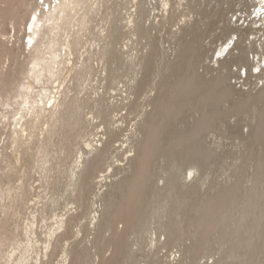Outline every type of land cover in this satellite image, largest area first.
Listing matches in <instances>:
<instances>
[{
  "label": "bare ground",
  "instance_id": "bare-ground-1",
  "mask_svg": "<svg viewBox=\"0 0 264 264\" xmlns=\"http://www.w3.org/2000/svg\"><path fill=\"white\" fill-rule=\"evenodd\" d=\"M105 1L109 0H103V2ZM192 1L189 0L188 5L190 2L192 4ZM227 1L233 2L232 0ZM239 1H243L246 6L249 2L248 0ZM144 2H140L136 14H132L129 18L132 31L134 35H139V38H144L147 35L149 37L150 34L143 22L144 19L141 20L146 11ZM263 3L264 1L260 3L259 12L264 11ZM100 4L101 0L96 2L92 0H60L58 4H50L45 20L44 17L39 18L40 16L30 19L32 33L29 36L28 44H31L32 47L29 62L24 64L25 67L21 71V75L25 76L27 80L31 77L33 84L40 83V85L45 84V82L49 84L52 79L59 80L66 64L63 59L64 55L62 56L56 51L59 42L62 41L61 33L64 30H73V34L70 32L72 35H70L69 40H63L62 51H65V56L69 53L74 54L82 44L83 38L91 32L92 18L90 17L92 16L90 14ZM23 6H26L25 3ZM24 7L23 9H25ZM165 7H169L166 10L168 12L170 10L169 0L165 1ZM218 11L220 12V10ZM195 20L189 19L184 25L179 26L175 32L179 45L175 51V57L166 58L163 70L157 74L156 79L155 77L153 80L151 78V82L149 81V85L147 84V89L157 92L154 91V95H148L146 98V106L150 109L144 108L140 111L142 118L139 122V133L141 136H138L139 138L135 141L136 154L129 158V166L125 170L126 173L124 171L125 175L111 183L108 190L101 195L103 204L101 210H98L100 214L94 216L90 222V225L93 226L90 231L94 233V238L89 241L92 246L79 244L71 249L68 248V250L63 249L64 264H130L132 261L134 263L136 256L132 246L134 241L132 236L138 238L146 231H150L153 219L158 221L156 227L158 226L159 230L157 228V231H161L166 237L162 246L163 244L183 246V252L182 250L181 252L186 256L183 258H188L187 260H190L191 262H188L191 264H200V261L212 251L214 252L215 249L217 250L216 247L218 246H225L221 248L222 254L225 251L223 258L232 264H261L260 259L264 251V152L261 153L258 150L255 153L256 156L246 160L248 163L252 161L253 169H255L251 175L252 183L250 185H245L242 176L239 174L227 184L216 181L209 183L211 187L208 185L210 189L207 192H202L201 187L208 183L211 176L210 172H207L209 170L208 164L214 162L219 156L217 149L207 147V144L205 145L207 142L203 143V139L221 118L223 119L225 116L227 118L228 115H248L253 126L251 139H248L246 144L258 143L263 145L264 85L256 92L238 91L236 85L227 83V78L221 77V74L207 78L205 74L200 73L196 68L195 61L200 55L197 42L200 38L199 32L203 30L205 22L202 19ZM248 27L235 26L230 28L233 33L237 34L239 40L241 39V43L238 41L237 44L239 45L236 44V47L229 51L228 55L235 57L222 61L224 66L235 62V64H242L243 68H248L253 63H250V54L253 55V59L255 54L264 55L262 54L264 51V39L262 41V37L258 40L260 41L259 45L258 41L243 45L249 40V38L243 39V33L248 32V35H254L256 30L261 29ZM123 34L122 26L116 23L108 29L105 35H92L95 40L104 39V41L101 40L104 44L101 43L102 49L100 48V50L102 51L101 53L99 51L100 56L98 55V57L106 62V71L110 73L112 76L111 78L109 75L110 80L112 79L111 81L114 83L117 79L119 80L121 74L119 70L120 68L123 69L122 64H125L123 63L125 60L116 48V43ZM149 39L151 38L149 37ZM155 41L149 42L151 49L154 48L153 52H155V46H158ZM23 47L25 51L26 47ZM227 49L220 53L224 55ZM235 50L238 51L237 54H233ZM153 56L151 51L147 55L144 54L137 64L135 63L138 72L134 68H128L130 66L128 64L125 66L127 69H131L130 71H136L135 75L144 72L145 79H147L149 78ZM2 57H0V61L3 60ZM84 62L69 68L72 75L71 81L74 79L73 81L76 80L82 84L92 75L94 72L92 64H89L88 61ZM217 62L219 63L220 60ZM220 66L223 67L222 64ZM258 67L262 68L260 63ZM13 76V73L0 75V96L5 90L10 94L9 89L12 88L16 90L17 96L21 97L22 100L17 114L20 115L19 121L25 119L24 123L20 121L23 124L21 127L24 128L14 131L13 142L22 148L23 153L34 152L32 158L36 166L35 169L39 168L37 170L40 172L41 170L44 171L42 173L46 174L47 178H50L51 173L59 166V163L57 165L55 161L59 160L60 163L71 162L73 153L76 152H74L75 145L86 131L88 123L86 110L102 118L106 124L112 121L110 118H112L111 109L113 107L108 104L109 101L82 99L80 98V91L79 94H72L75 88L67 84L63 88L61 85L62 90L53 97L50 96L49 87H44V93L41 94L40 100H35L33 98V84L29 80L27 83L21 80L22 82L15 85L17 82L14 83L15 78H11ZM137 79L136 77L137 85L142 87L144 77ZM137 85L135 84V89H139L136 88ZM138 92L140 91L138 90ZM6 95L4 96L6 97ZM237 95L238 97H236ZM9 101V99L6 101V106L12 105ZM227 102L232 104L228 105L229 107L225 106ZM191 111L200 112L199 116H195L185 126H181L182 119ZM45 118L48 119L46 124L44 123ZM42 124L46 126L43 128ZM115 134L114 130L110 131L111 140ZM102 144L104 145L99 147L88 143L90 148L88 156L83 159L80 157L82 161L75 160L76 162L70 166L69 175L73 183L72 193L75 202L83 210L80 215L84 218L91 215L92 207L95 205L91 199V194L96 186V173L100 169L99 163L102 162V153L105 154V150L110 145L107 142ZM100 154L102 156H99ZM159 160L166 163L164 172L168 174L166 179L164 178L166 182L162 186L156 182L155 164ZM192 163L200 173L204 174H202L203 179L200 178L202 181L197 182L201 183L199 185H195V183L190 185L183 181L180 176L184 167ZM54 164L57 166L55 167ZM48 181L50 182V180ZM51 183L55 184L54 182ZM79 216L70 214L65 219H56L57 227L51 231L49 237L53 239L57 235L56 238L59 241L58 239L69 235L73 231V225L78 221ZM119 224H123L122 229L119 228ZM32 226L29 228L31 229ZM61 231L62 233H59ZM109 232L111 235L107 236L106 233ZM51 240L47 242L46 251L51 246ZM153 242L157 244L161 241L156 239ZM188 242L190 243L187 244ZM30 243L24 246L20 243H17L16 246L14 244L15 251H20V259L18 258L17 264L29 263L26 255L27 253L29 255V250L33 247ZM58 244L59 242L54 245V253L61 245ZM110 248L114 249V253L112 256H106V250ZM93 249L101 255V259H95ZM152 263L159 264V260L154 258Z\"/></svg>",
  "mask_w": 264,
  "mask_h": 264
},
{
  "label": "rangeland",
  "instance_id": "rangeland-1",
  "mask_svg": "<svg viewBox=\"0 0 264 264\" xmlns=\"http://www.w3.org/2000/svg\"><path fill=\"white\" fill-rule=\"evenodd\" d=\"M15 1L0 0V57L3 55V60L0 61V75L13 73L14 76L11 78H15L14 83L17 82L15 83L16 85L22 81L26 83L28 80L31 83L33 82L31 77L27 80L25 76L21 75V71L24 70L25 65L29 62L28 59L32 47L31 44H28L30 40L29 36L32 33L30 30V19L40 16L39 18L44 17L45 20V15L47 16L50 4H58L60 0H50L48 2L43 0L42 3L41 0ZM92 1L96 2L98 0ZM165 1L166 0H109L103 2V0H101V4L97 5L98 7L96 6L98 9L96 8V10L90 14V16H92L90 17L92 18L90 28L93 33L89 32V34L83 38L82 44L78 50L74 52V54L69 53L71 56H69V54L65 56V51H62V44L64 43L63 40H69L70 35L73 34V30H64L65 33H67L65 34L64 31L61 33L62 41L59 42L56 51L61 53L62 56L64 55L63 59L66 61L64 66L65 71L63 70V74L59 79L60 81L52 79V82H49V84L45 82V84H41L42 86L40 83H32L33 98H35V100H40L41 94L44 93V87H49L50 96L53 97L67 84L75 88L72 94H79L80 91V98L90 99L92 101H109L108 104H111L113 108L111 109L112 118H110L112 121H110L111 123L109 124H106L102 118L86 110V118L88 119L86 131L75 145L74 152H76L73 153V157L70 160L71 162L67 161L60 163L58 162L59 160L55 161L57 165L59 163V166L53 171L54 173L52 172L53 174L51 173L50 178H47L46 174H43L44 171L41 170L40 172L37 170L39 168L35 169L36 166L32 158L34 152L30 151L28 153H23L22 148L13 142L15 136L14 131L24 128L21 126H23L22 123L25 122V119H20V121H22L21 123L18 120L20 115L18 116L17 114L19 113L20 103H22L21 97L17 96L16 90L12 88L9 89L11 92L10 94L5 90L3 95L0 96V264H17L19 262L20 251L16 252L14 248V244L16 246L17 243L23 246L30 242L32 243L33 247L30 248L29 255L28 253L26 255L28 258L27 261L29 260L28 264H64L63 257L65 254L63 249L68 250V248L71 249L73 246L79 244L81 246H92L89 242L94 238V233L90 231V228H93V226L90 225L91 219L100 214L98 210H101V205L103 204L101 195L108 190L111 183L125 175V170H127L129 166V158L134 157L136 154V149L134 148L135 141L141 136V133H139V122L142 118L140 116V111L144 108L150 109L146 106V98L148 95H154V93L157 92L156 90H154V92L147 89V84L149 85L151 78L152 80L154 77L156 79L157 74L163 70L164 60L166 58L175 57V51L179 48L175 32L179 29L180 25H184L189 19H202L205 22L203 30L199 32L200 38L197 42V47L199 48L198 53H200V55L199 57L197 56V60L195 61L196 68L200 73L205 74L207 78L220 76L221 74V77L227 78V83H231L232 85L235 84L238 91L256 92L264 85V55L259 54V56L255 54L256 56L253 59V55L250 54V63H253L251 66H248V68H243L242 64H235V62L229 63L226 66L221 63L222 61L224 62L225 59L227 60L231 57H235L234 55H228V53L236 47L238 41L241 43V39L239 40L237 34L232 32L230 29L231 27L243 26V28H246L249 26L248 28H261L259 31H255L257 35L255 33L254 35H248V32H245L246 34L243 33V39L249 38L243 45L249 44V42H257L261 37L263 41L264 14L262 13H264V11H261L262 13L259 11L261 9L260 3L264 0H248L247 6L243 1L241 2L239 0H232L233 2H226V0H193L192 4L190 2L191 6L190 4L188 5L189 0H169L170 10L168 12L166 10H168L169 7H165ZM140 2H144L146 10L143 17L141 15V20L144 19L143 22L150 31L149 37L151 39H149L148 35L144 36V38H139L137 34L134 35L131 28L132 24H129V18L132 14H136ZM24 3L26 5L25 7L23 6ZM262 6H264V3ZM23 7L25 9H23ZM218 10H220V12ZM116 23L122 26L124 33L117 41L116 48L120 52L123 60H125L123 63L130 65L128 68H134V70L136 69L138 72V68L135 65L144 54L147 55L151 51L152 55L154 54L150 65L149 78L146 77L148 80L145 79L144 72L135 75L136 71L133 69V71H130L131 69H127L125 64H122L123 69L120 68L119 70L121 74L118 72L120 74L119 80L117 79L116 83L111 81L112 79L110 80V73L106 71V62L98 57V55L100 56V54H98L99 51L100 53L102 51L100 48L102 44H104V42H102L104 39L98 38V41L95 40L92 35H105L108 29ZM70 32H72V34ZM150 40L155 41L158 45L155 46V52H153L154 48L151 49L152 47L149 45V42H151ZM27 44L28 46H26ZM259 44L260 41H258V45ZM23 46L26 47L25 51ZM226 49L227 52L222 55L220 52ZM262 52V54H264V51ZM93 53L96 54L94 55ZM237 53V50L233 52V54ZM217 60H220V62L218 63ZM84 61H88L89 64H92L91 66L94 72L88 79L83 81L84 83L82 84H79V82L75 80L76 83L73 81L74 79L71 81L72 75L70 69L73 68L74 65L82 64ZM259 63L262 67L261 69L258 67ZM220 64H222L223 67H221ZM136 77L138 78L137 80L140 78L143 79L144 77V85L141 83L142 87L137 85V81H135ZM246 77L247 79H245ZM135 84L137 85L136 88L139 89L134 88ZM61 85L62 88H60ZM138 90L140 92H138ZM4 95H6V97ZM242 96L241 99L243 98ZM236 97H238V95ZM8 99L10 100V104H12L11 106H6V101ZM2 101L5 102L3 103ZM231 104V102H227L225 106H230ZM199 113L200 112L195 111L187 113L182 119L181 126H185L195 116H199ZM228 116V120L226 121V116H223L225 119L221 118L203 139V143L207 142L205 143L207 147L217 149L219 156L214 162L208 164L207 168L209 170H207V172H210L212 177L210 176L208 183L201 187L202 192H207L210 189L209 187H211V185H209V183L216 181L227 184L232 182L239 174L242 176L244 184L250 185L252 183L251 175L254 173L253 171L255 169H253V162L250 161L249 163L251 164H249L247 158L256 156L255 153L258 150L261 153L264 152V143L263 145L258 143L246 144L247 140L251 139V128L253 126L248 115L240 114ZM45 119L44 123L48 121L47 118ZM45 124H42L43 128L46 126ZM112 130H114L117 135L115 134L116 137L114 136L111 140L110 131ZM222 135L225 137L223 138ZM103 142H107L108 145L110 144L108 146L110 149L107 148V152L105 150V154L102 153V162L99 163L100 169H98L96 173V186L91 194V199L95 202V205L92 207L91 215L88 218H84L80 215L83 210L78 203L75 202L72 193L73 183L69 175L70 166L73 162L82 161L80 157L83 159L88 156V151L90 150L88 143L102 147L104 145L102 144ZM243 142H245L244 146L242 145ZM102 155L100 154L99 156ZM56 164H54L55 167L57 166ZM165 165L166 163L162 160H159L155 164L156 182L160 186L165 184L164 182L166 181H164V178L166 179L168 175L164 172ZM193 166V163L186 165L183 171L180 172V176L183 181L190 185L194 183L195 185H199L201 183L197 182L202 181L203 173H200L195 166L194 169ZM48 180H50V182ZM51 182H54L56 185H53ZM70 214L75 216L80 215L77 219L78 221L73 225V231L69 235L58 239L59 241H57V235L54 236L53 239L50 238L49 235L51 231L57 227L56 221L61 218L65 219ZM156 221L157 219L152 220L150 231H146L138 238L137 236H132L134 240L133 241L131 238L133 241L132 246L136 259L134 263L132 261L130 264H153L152 260L154 258L159 260V264H191L188 262L190 261L187 260L188 258H183L186 257L182 253L183 246H168L164 244L162 246L166 237L163 236L161 231H157L158 226L156 227V225L158 221ZM29 226H32L31 229ZM122 227L123 224H119V228L122 229ZM29 230L32 231V233H30ZM59 233H62V231ZM106 235L110 236L111 233H106ZM156 239H160L161 242H156L157 244H154L155 242H153V240ZM49 240H51V246L49 250L46 251L45 247ZM58 242L62 247L59 246V249L54 253V245ZM189 243L190 242L187 244ZM222 247L225 246L216 247L217 250L215 249L214 252L212 251L204 257L200 261V264H207L208 262L209 264H232V262L226 261L223 258L225 249L222 254ZM94 250L95 249H93V254L95 259H101V255ZM113 250V248L107 249L106 256H112L114 253ZM13 251H15L14 254H12ZM260 261L261 264H264V251Z\"/></svg>",
  "mask_w": 264,
  "mask_h": 264
},
{
  "label": "snow or ice",
  "instance_id": "snow-or-ice-1",
  "mask_svg": "<svg viewBox=\"0 0 264 264\" xmlns=\"http://www.w3.org/2000/svg\"><path fill=\"white\" fill-rule=\"evenodd\" d=\"M43 2V0H41V3Z\"/></svg>",
  "mask_w": 264,
  "mask_h": 264
}]
</instances>
